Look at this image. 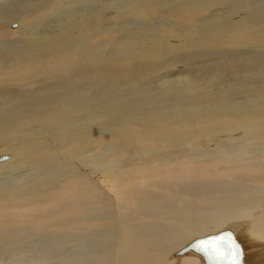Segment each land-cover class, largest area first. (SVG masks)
I'll use <instances>...</instances> for the list:
<instances>
[{
	"label": "bare ground",
	"instance_id": "obj_1",
	"mask_svg": "<svg viewBox=\"0 0 264 264\" xmlns=\"http://www.w3.org/2000/svg\"><path fill=\"white\" fill-rule=\"evenodd\" d=\"M22 1L0 0L2 41L16 34L35 39L27 51H0V157L10 155L0 159V247L27 245L51 231L78 239L90 231L104 236L115 231L109 264H235L239 255L242 264H264V52H227L214 44L210 53L201 49L220 41H214L206 15L222 0H160L152 6L156 14L169 9L163 32L186 43L185 52L178 49L165 63L192 62L198 68L185 76L179 65L175 74L152 82L154 87L152 79L149 87L139 83L136 91H145L139 98L131 85L145 79L151 67L140 58L139 66L129 68L83 54L85 59L69 68L75 58L65 47L78 45L82 34L67 31L70 35L58 40L60 50L52 49L53 35L38 31L41 18L35 15L55 1ZM84 2L68 1L75 3L76 16L87 11ZM257 2L264 0H223L227 9L221 4L217 9L232 12L226 27L253 35L264 22V12L251 14L249 5ZM88 20L81 22L83 37L95 30ZM15 22L20 27L4 36V27ZM210 22L222 30L220 22ZM192 23L198 25L194 36L180 37L178 27L186 30ZM153 41L132 49L159 51ZM208 58L204 69L201 61ZM231 60L234 72L228 68ZM226 68L229 72L222 73ZM223 135L228 139L219 140ZM102 146L114 154L104 161ZM221 232L226 233L213 243L181 253L198 238ZM229 232L239 243L234 253Z\"/></svg>",
	"mask_w": 264,
	"mask_h": 264
},
{
	"label": "rangeland",
	"instance_id": "obj_2",
	"mask_svg": "<svg viewBox=\"0 0 264 264\" xmlns=\"http://www.w3.org/2000/svg\"><path fill=\"white\" fill-rule=\"evenodd\" d=\"M23 1H25V0H23ZM31 1H34V0H30V2ZM54 1H55V3H53L54 5L52 4V6H51L52 2H49V4H48L49 7H47L44 10V11L48 10L46 13L44 11H42V12H40V13L35 15V17H40L41 18L40 19L41 20V23H40L41 24L40 25L41 28H39L38 31H40V33L42 32V33H45V34L48 33V34L53 35V37H52L53 40L50 43H54V44H52V46H50V47L52 49H53V47L54 48L56 47L59 50H60V46H61L62 43H58L59 42L58 40H60V42H63L64 39L66 38L65 37L66 34L70 35V32H72L73 35H75V36H81V34H82L81 42H79L78 45L66 46L65 47V48H68V50L73 54V56H74L73 58H75V60H77V61H75L73 59V61H74L73 63H72L71 60H69L70 64L67 63V64L70 65L69 68H72L75 65L80 64V62L83 61L87 55H88L87 57H90V58L93 57L94 60H95L96 57H98L97 59H100L101 61L104 59L102 56H104L112 64H115V62H116V64L124 63L125 66H123L124 64H122V66L123 67H129V68L130 67H134V66H139V64L142 63V62L139 61V58H140L143 61V63H142L143 66L146 63L151 68L148 71H146L147 74H146V78L145 79H141L140 78L139 81H137L136 83H133V85H131V87H132L131 89H132L133 92L136 91L137 87H139L138 86L139 83H141V84H143V86L145 85V87H147L148 85H146V82L150 83V80L152 79L150 85L154 87L155 84L153 85L152 82H154L156 80L158 81L160 79L164 80L163 76L166 73H168L169 71L171 72L172 70H175V71L179 70V65H181V64L173 65V67H171L170 66L171 63L166 64L165 60L170 62V59H168V58L174 57V54L178 53V49H181L182 52H185L186 48L184 47V45L186 43L184 42L183 39H181L182 40L181 42H178L177 40H175L176 42H174V39L171 38V36H170L172 34H170V33L164 34L163 29L161 27V26H163L162 19H164V17H166V18L169 17L170 18L169 11H168L169 9H166L167 12L165 10V12L162 13V11H161L162 9L160 8V11L158 12L159 14H156L154 12V10L151 11L152 6H154V7L156 5L158 6L160 3H162V1L166 2V0H162V1H160V0L145 1L144 0L141 4H136L135 3L136 0H110V1L109 0H103V1L102 0H99V1L98 0H96V1L95 0H86V2H84L85 5L83 7H85L84 10H87V11L86 12H82L83 16L80 15L81 13L77 14V16L74 14V13H76L78 11L77 9L74 10V7H75L74 4L75 3H71L70 4V3H68L69 0H59L60 2L59 1L57 2L56 0H54ZM128 1H130V3ZM149 2H150V4H149ZM42 3L46 4L47 2L42 1ZM263 3L257 2V3H253L252 5H249L250 7L253 6V8L255 10L259 7L256 11L254 9L251 10V12H253L251 14H259V13L262 14L264 12V8L261 9V7L264 5ZM220 4L225 6V8L227 9L228 6L226 4L224 5L223 4V0H222L221 3H219L218 5H214V7L212 6L211 8H209V11L207 12L208 14L206 15L209 18V20L206 21L208 23V25H209L208 28H210V27L212 28L213 27V26H211V22H210L211 20H213L212 23H216V21L220 22V23H216V24H218V26H222L223 27L222 30L219 29V28L213 27L212 29H214L216 31L212 30L211 28L209 29L210 33H212V35H213L214 41L215 40H219V39H220V41L211 42L210 44L206 43V47L205 48H208V50L207 49H203V48H201V49L203 51H207L208 53H210L211 51H209V50L210 49L213 50L214 45H220V47L224 51L227 50V52H229L228 49H230V48L232 49V50L230 49L231 51H234V50L237 51L238 49L241 51L243 49V51H246V52L247 51L255 52V50L257 49V52H258V50H260L261 52H264V38H263L264 37V22H263L264 19L262 21L263 24L262 23H258L259 24V25H257L258 29L257 28L256 29H252V30H254L253 31L254 32L253 35H251L250 33L248 34V32H246V31H244L243 35H241L240 33L235 32L233 28L226 27L228 25V24H226V21L230 23V21L232 19L231 17H229V16H231L232 12H229V11L225 12L226 9L225 10L217 9V8H219ZM64 5H65V7H63ZM142 5H144V6H142ZM141 6H142V8H141ZM255 6L257 8H255ZM143 7L146 10H148V11L144 10ZM147 7H149V9ZM76 8H79V7L76 6ZM121 8H123V9H121ZM230 8H231V6H230ZM50 9H51V11H50ZM60 9H61V11H59ZM212 9H214V10L212 11ZM247 9L248 8H244V11H246ZM66 10H67V12H66ZM62 11L65 14L62 13ZM140 12L142 14H140ZM153 12L156 15H152ZM50 13L51 14L53 13L52 16L50 15ZM84 13H86V14H84ZM15 15H18V13H16ZM39 15H42L44 17L39 16ZM56 15H59V17H58L59 19H57V18L55 19L54 18V17H56ZM123 15H124V17H123ZM209 15H211V16H209ZM13 17L15 18V16H13ZM50 17L52 19H54V20H52ZM60 17H62V18L60 19ZM159 17H160V19H159ZM16 18H19V17L16 16ZM84 18H88L90 20V21L88 20V22H90V24L91 23L93 24L95 30L93 32L91 31V33L94 36L93 35L92 36H90V35L87 36V34H85V36L83 37V34L85 33L86 30L82 26L81 22L84 21ZM125 18L127 20H125ZM155 18H157V19H155ZM151 19H153V21ZM57 20H59L60 22L57 21ZM144 20L146 22H144ZM17 21H18V19H17ZM131 21H133V22H131ZM143 22H144V24L141 25L140 23H143ZM49 23H51V24H49ZM155 23L158 24L159 26H157ZM14 24H16L17 26L16 27H12ZM96 24H98V25L96 26ZM151 24L154 27H151L152 26ZM194 24L195 23H192L191 25H186L185 26L187 28L186 30L181 29L183 26L178 27V31L179 32L177 31V33L178 34H182V35H180V37H182V38L185 37L186 39H189V38H191V36L193 37L194 36V32H196L195 29H198V25H194ZM72 25H74V26H72ZM45 26H46V28H45ZM141 26L144 27V28H142ZM167 26L171 27V28L173 26L175 27V25L172 26V24H170V23H167ZM18 27H20V23L15 22V23L11 24L8 27L5 26L4 27L5 31H2V32L4 33V36H6L7 35L6 32H8L10 30L14 31L16 28L18 29ZM74 27H75V29H74ZM67 28H68V30H67ZM102 29L104 31L101 34V30ZM144 29H145V31H144ZM51 30H53V31H51ZM176 30H177V28H176ZM67 31H70V32L68 33ZM2 32H1V34H2ZM230 33H232V34H230ZM262 33H263V35H262ZM88 34H90V32ZM8 35H9V33H8ZM63 35H64V37H63ZM233 35L236 36V37H233ZM60 36H61V38H60ZM246 36H247V40H246ZM253 37L255 38V40H254ZM2 38L3 37L1 35L0 36V51L5 49V51H23L24 52V51H27L28 48H32V46H34V42H35L34 37L32 39L25 40L24 36L17 35V34L13 35V36L11 35V37L8 40H6V41H2ZM224 38H226V39H224ZM251 38H253L254 41ZM36 39H38V38H36ZM39 39H41V38H39ZM11 40H13V41H11ZM89 40L91 42H89ZM94 40H95V42H94ZM151 40L152 41L154 40V41H156L157 43L160 44L161 47H160L159 51H157V50L150 51V48H149V50H143V49H141L142 47L132 49L133 48L132 46L137 45V42L139 44H148ZM47 42H49V41H47ZM218 42L220 44H218ZM237 43L238 44L241 43L240 47H238ZM55 44L57 46H54ZM86 44H88V45H86ZM89 44H91V45H89ZM176 44H178V45H176ZM179 44H181L183 47L181 46V48H180ZM248 44H249V47L247 46ZM165 45H169V47H167ZM82 46L84 48H86V47L89 48L88 51L86 49L84 50V48H82ZM145 46H147V45H144V47ZM50 47L46 48V51H49L51 49ZM70 47L72 49L75 47L74 48L75 50L74 49L71 50ZM129 47H131V49ZM197 48L198 47L195 45L194 49H197ZM258 48H260V49H258ZM90 49L93 50V54L94 55L92 53H90V56H89L88 53H89V51H91ZM194 49L192 48V50H194ZM151 52H154L155 54H152ZM199 52H202V51L199 50ZM83 54L85 55V57H84ZM141 56H144V57L142 58ZM146 57L148 59H145ZM208 60L211 61V59H209V58L208 59H203V61H201L202 65L205 64L204 65V69H205L206 65H208V66L210 65ZM132 61L134 63H132ZM135 62H137V64H135ZM162 62L164 64H162ZM152 63L155 64V65H153V67H152ZM228 63L230 64V66L228 68H230L231 71L234 72L235 71V69H234L235 67H234L233 61L231 60ZM67 64H66V66H67L66 69H68V66H69ZM196 65L197 64H193L192 62H190L189 64L181 65L180 69L181 68L182 69L179 70V71L185 73L186 74L185 76H187L190 72L194 73V71L198 68V67H196ZM183 66L184 67L186 66V67L184 68ZM194 66H195V68H194ZM152 68H153V70H152ZM212 69H214V68L210 69L209 77L212 75L211 73L214 72V71H212ZM175 71H172L173 74H175ZM221 71H223L222 73H224V74L229 72L227 68L225 70L221 69ZM155 72L157 74H155ZM150 73L152 75H154L155 77L154 76L152 77V75ZM24 76H26V75H24ZM157 81H156V84H157ZM118 84H121V83H118ZM132 91H131V93H132ZM143 91H144V89L140 90V91H136L135 92L136 94H134V97L139 98L141 96V94L143 93ZM46 126L48 127V125H46ZM19 134L21 135V133H19ZM107 134H109V132ZM237 136L238 137H242L243 135H240V134L238 135L237 134ZM220 139L226 140V139H228V136L223 135L221 138H219V140ZM219 140H217V141H219ZM103 144H105V146H106V144H109V143L107 141V142H105ZM105 146H102L101 148H103V149H101V152H99V154H101L103 152L102 153V158H101V159H103V161L106 160V158L112 157L114 155L112 149L109 148L108 146L106 148ZM214 147L215 146L212 145L210 147L209 146L206 147V149L207 150H212V149H214ZM111 153H112V155H111ZM109 154H110V156H109ZM9 157H10V155H9ZM66 159H68V158H66ZM89 160H90V158H89ZM103 161H99V162H103ZM103 164L105 166L106 162H104ZM11 184H12L13 187H16L15 185L17 183L15 184V183L12 182ZM11 184H8L6 187H9V186L11 187ZM103 212H105V211H103ZM51 232L50 233H45V234H47V235H45V237L43 235L42 236L39 235V237L34 242L27 243V245H19V246L18 245H13V247H12V245L9 246V247L8 246H4V247L1 246V247L5 248V249L3 250L0 247V264H109L110 258H108L107 256L110 253V249H111L110 246H111L113 240H115V237H116L114 235L115 231L107 232V236H104V234H101V233L99 234V233H97V231L96 232L90 231L89 234H87V233L84 234L85 238L83 237L82 239L81 238L78 239V238H75V237H69V238L65 237V236L62 237V236H59L58 234H54L53 232L52 233ZM214 235H215V233H214ZM45 238H47V239H45ZM110 241H112V242H110ZM11 247H12V249L10 250L9 248H11ZM246 250H247V246L245 247V249H243V251H246ZM103 261H106V262L103 263Z\"/></svg>",
	"mask_w": 264,
	"mask_h": 264
},
{
	"label": "water",
	"instance_id": "obj_3",
	"mask_svg": "<svg viewBox=\"0 0 264 264\" xmlns=\"http://www.w3.org/2000/svg\"><path fill=\"white\" fill-rule=\"evenodd\" d=\"M17 25L16 24H14L12 27H16ZM8 155H2L1 157H0V159L1 160H7L8 159ZM224 231V230H223ZM226 232H221V233H219V234H217V235H208V236H205V238L204 239H201V238H198L196 241H194V242H192V243H190L188 246H186V247H184V249H182L181 250V253H183V252H188L189 251V249H192L191 247L194 245V244H198V245H194V246H196V247H198V246H200V245H202L203 243H205L206 245L208 244V242L209 243H213V240L212 239H218L219 238V236H221V234H225ZM234 233H232V232H229V238L230 239H232L233 240V244H234V246H233V250H232V253H234V250L235 249H237V248H239V243L237 242V240L234 238ZM228 236V235H227ZM212 237H214V238H212ZM196 247H194V248H196ZM193 248V249H194ZM204 253V252H203ZM207 255V254H206ZM233 256V255H232ZM206 260H208V255H207V257H206ZM237 261V262H236ZM235 261V264H242L241 263V257H240V255H239V257H238V259ZM210 263L212 264V262L210 261Z\"/></svg>",
	"mask_w": 264,
	"mask_h": 264
}]
</instances>
